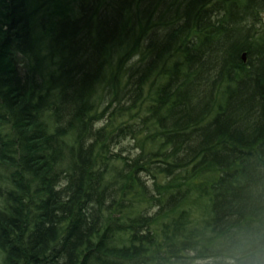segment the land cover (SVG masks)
<instances>
[{
    "label": "trees",
    "instance_id": "16d2710c",
    "mask_svg": "<svg viewBox=\"0 0 264 264\" xmlns=\"http://www.w3.org/2000/svg\"><path fill=\"white\" fill-rule=\"evenodd\" d=\"M241 237L264 250V0H0V264Z\"/></svg>",
    "mask_w": 264,
    "mask_h": 264
},
{
    "label": "clouds",
    "instance_id": "9594fccd",
    "mask_svg": "<svg viewBox=\"0 0 264 264\" xmlns=\"http://www.w3.org/2000/svg\"><path fill=\"white\" fill-rule=\"evenodd\" d=\"M222 243L228 245L227 254L223 259L218 261L209 257L205 264H264V250L259 246L254 248L247 238L241 237L239 243H234L231 240H225Z\"/></svg>",
    "mask_w": 264,
    "mask_h": 264
},
{
    "label": "water",
    "instance_id": "95a60500",
    "mask_svg": "<svg viewBox=\"0 0 264 264\" xmlns=\"http://www.w3.org/2000/svg\"><path fill=\"white\" fill-rule=\"evenodd\" d=\"M243 54V56H245V54L244 53H242Z\"/></svg>",
    "mask_w": 264,
    "mask_h": 264
}]
</instances>
